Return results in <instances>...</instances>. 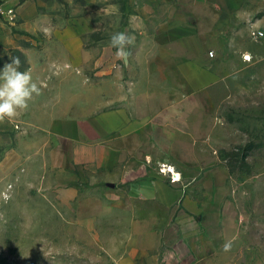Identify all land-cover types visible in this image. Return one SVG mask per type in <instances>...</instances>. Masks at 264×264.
Segmentation results:
<instances>
[{
	"label": "rangeland",
	"instance_id": "obj_1",
	"mask_svg": "<svg viewBox=\"0 0 264 264\" xmlns=\"http://www.w3.org/2000/svg\"><path fill=\"white\" fill-rule=\"evenodd\" d=\"M11 4L15 19L0 16V69L18 56L24 71L25 51L67 39L82 41L92 66L106 60L111 35L123 31L146 57V86L184 88L175 58L193 52L205 53L216 79L197 98L203 109L195 113L193 150L179 154L182 187L198 204L194 213L148 200L145 208L107 216L91 207L106 191L92 189L90 176L69 164V144L23 137L16 122H0V152L19 146L24 156L14 160L15 173L0 174V264H264V39L254 36L264 31V0ZM75 184L77 200L62 205L61 188Z\"/></svg>",
	"mask_w": 264,
	"mask_h": 264
},
{
	"label": "crops",
	"instance_id": "obj_2",
	"mask_svg": "<svg viewBox=\"0 0 264 264\" xmlns=\"http://www.w3.org/2000/svg\"><path fill=\"white\" fill-rule=\"evenodd\" d=\"M108 49L106 60L92 66L79 39L58 40L48 49L25 51V70L31 71L41 94L34 96L26 111L4 123L11 127L16 122L22 129L16 134L23 137L69 144V164L90 176L92 189L106 191L105 197L93 199L91 207L98 206L107 216L111 210L145 208L148 200L162 208L181 205L196 212L197 202L182 187L184 164L179 154H184L180 153L184 147L193 150L195 113L203 109L197 98L216 79L206 67L208 58L194 52L183 59L176 57V72L185 82L184 88H165L161 83L145 85L150 69L139 46L130 48L127 61L115 60V49ZM177 94L182 96L174 99ZM168 95L171 97L165 102ZM182 140L185 145L180 144ZM39 147L33 144V152H39ZM18 148L0 152V174L8 168L10 174L17 171L14 160L24 157ZM188 158L182 156L181 160ZM64 164L66 167V159ZM161 166L170 167L180 180L171 182L169 173L160 172ZM85 186L88 183L80 188ZM78 187L61 188L62 205L77 200Z\"/></svg>",
	"mask_w": 264,
	"mask_h": 264
},
{
	"label": "clouds",
	"instance_id": "obj_3",
	"mask_svg": "<svg viewBox=\"0 0 264 264\" xmlns=\"http://www.w3.org/2000/svg\"><path fill=\"white\" fill-rule=\"evenodd\" d=\"M45 34H50L45 30ZM135 43V37L128 32H115L110 37L109 49H115L114 59L124 60L131 55L130 48ZM9 63H5L0 69V122L12 121L21 112L29 108V102L34 96L41 94V86L33 80L30 70L21 71L20 57H10ZM8 188L3 193L5 201L10 198ZM231 247L230 242L223 245L225 251Z\"/></svg>",
	"mask_w": 264,
	"mask_h": 264
},
{
	"label": "built area",
	"instance_id": "obj_4",
	"mask_svg": "<svg viewBox=\"0 0 264 264\" xmlns=\"http://www.w3.org/2000/svg\"><path fill=\"white\" fill-rule=\"evenodd\" d=\"M12 0H0V16L8 21H13L15 19V6L11 4ZM257 39H264V31H258L254 34ZM2 49V42L0 40V51ZM212 54H210L211 56ZM161 171V170H160ZM170 174V173H169ZM171 182H175L170 174Z\"/></svg>",
	"mask_w": 264,
	"mask_h": 264
},
{
	"label": "bare ground",
	"instance_id": "obj_5",
	"mask_svg": "<svg viewBox=\"0 0 264 264\" xmlns=\"http://www.w3.org/2000/svg\"><path fill=\"white\" fill-rule=\"evenodd\" d=\"M166 166V165H165ZM161 173L164 175V174H168V173H170V174H172V177H173V179L175 180V181H179L180 180V177H179V175L178 174H175L174 172H173V170L170 168V167H167V168H164L163 166H161Z\"/></svg>",
	"mask_w": 264,
	"mask_h": 264
}]
</instances>
